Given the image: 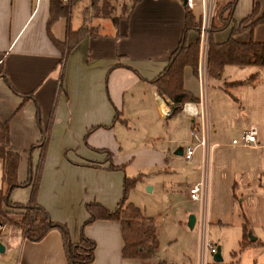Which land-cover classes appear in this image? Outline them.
<instances>
[{
    "label": "crops",
    "instance_id": "0c3cea01",
    "mask_svg": "<svg viewBox=\"0 0 264 264\" xmlns=\"http://www.w3.org/2000/svg\"><path fill=\"white\" fill-rule=\"evenodd\" d=\"M228 1H221L219 9ZM255 2L262 14L264 0H237L234 18L240 21L248 15ZM186 11L184 0H73L71 25L73 29L85 27L87 32L66 56L53 38H66L67 25L62 33L59 20L68 24V18L62 16L48 26L50 0H0V124L9 119L10 148L27 149L42 131L37 115L40 106L41 123L52 139L38 199L55 220L70 226L74 241L80 240L82 224L89 216L87 201L97 199L113 208L123 194L126 176L142 174L136 183L142 186L147 185L149 172L169 170L171 144L178 141L172 122L179 119L175 118L188 116L191 134L194 127L200 131L206 128L210 141L207 167L216 148V161L230 162L243 174H261L264 65H226L220 76H212L218 78L214 92L208 82V60L200 58L198 72L191 65L185 67L184 85L198 97L190 102H196L199 109L204 104L206 122L200 114L191 115L183 109L175 115L164 112L171 109L170 99L150 80L165 69L178 46ZM229 31L231 25L216 29L213 39L224 41ZM251 36L264 40V22L252 33L246 29L237 37L247 41ZM198 38V31L189 32L190 42ZM29 92L34 96L25 99L23 93ZM150 111L167 120L164 128L149 118L143 122L146 129L142 135L135 134L130 118L138 113L149 117ZM121 114L126 115L122 132L116 125ZM199 115L201 124L196 118ZM252 125L258 128L257 145L233 143ZM185 145L174 152L184 156ZM102 148L110 150L114 163L124 164V168H108L110 160ZM129 167H135L136 172L130 173ZM28 194L13 191L12 196L21 202ZM189 201L198 202L191 197ZM144 213L160 221L147 209ZM2 226L6 233L0 237L5 246L0 250V264H68L59 230L31 241L21 232L12 234L5 218ZM85 233L97 243L95 259L88 264H145L122 254L119 220L96 219L86 226ZM156 256L167 264L166 259Z\"/></svg>",
    "mask_w": 264,
    "mask_h": 264
},
{
    "label": "rangeland",
    "instance_id": "374dc122",
    "mask_svg": "<svg viewBox=\"0 0 264 264\" xmlns=\"http://www.w3.org/2000/svg\"><path fill=\"white\" fill-rule=\"evenodd\" d=\"M63 1L72 9L73 0ZM225 5L221 9L217 7L211 35L214 27L215 30L221 28L220 25L223 23L221 14ZM195 11L197 12V9ZM219 17L220 20L217 22L216 19ZM59 21L60 31L63 33L67 25L66 20L61 19ZM235 21L239 22L234 18L230 24L231 29ZM217 81L218 78L209 77L208 82L211 90ZM124 118L126 115L121 114L117 121L118 131L122 132L124 129L122 120ZM149 118L151 121L157 122L162 128L167 122V120L158 119V115L154 111H150L149 117H143L141 113L135 114L129 120L135 134L142 135L146 129L143 122ZM196 118L201 124L200 115ZM175 119H179V121L174 120L172 122L177 129L178 141L175 140L171 144L173 153L170 154L172 163H169V170L160 173L149 172L146 175L147 185L139 186L136 184L131 188L128 195L129 201L141 207L143 211L147 209L149 214L160 218V221L156 222L160 241L157 254L166 259L167 264L214 263L216 262L215 254L205 248L207 241H213L219 247L222 255V260L219 261L224 264H264V167L258 177L243 174L230 162L220 163V161H216V148L212 150L208 167L201 158L200 147L192 160L185 159L183 155L174 151L178 146L193 141L189 117ZM51 139L49 130L45 135L41 131L35 141L36 143L27 149H17L21 153L20 181H26L30 175V160L35 174H37L32 183L17 186L12 190L11 197L13 200H15L12 196L13 191L15 193L22 191V193H29L28 198L26 201L17 200L27 202L32 195L36 182H38V191H40L42 177L47 168L46 158ZM2 166L3 163L0 160V188H5L6 184L1 178ZM135 170H137L135 167H129L130 173L136 172ZM200 180L204 182L207 180L208 196L202 201L191 202L189 201L191 184ZM261 181L262 185H260ZM154 185V188H148V186ZM22 197L23 195L18 198ZM93 200L97 199L89 201ZM191 215H195L196 218L193 227L189 224ZM3 219H0V234L2 235L5 232L2 226ZM149 262L150 264H162L165 261L155 256Z\"/></svg>",
    "mask_w": 264,
    "mask_h": 264
},
{
    "label": "trees",
    "instance_id": "16d2710c",
    "mask_svg": "<svg viewBox=\"0 0 264 264\" xmlns=\"http://www.w3.org/2000/svg\"><path fill=\"white\" fill-rule=\"evenodd\" d=\"M236 3L237 0H230L224 6L221 14L223 21L220 25L221 28L230 25L234 20L233 12ZM70 13V7L63 0H50L48 26L62 16L68 18L66 38L64 40L53 38L61 46L66 56L87 32L85 27L73 29L69 18ZM261 22H264V12L260 14V6L255 2L248 15L239 22L235 21L227 39L216 41L213 39L212 33L208 52V74L210 76H220L228 64L264 65V40H256L251 36L249 40L244 41L237 37L240 32L246 29H250L252 33L254 27ZM191 30H196L199 33L200 16L198 12L187 7L184 31L178 46L170 55L165 69L150 80L161 94L170 99V115L180 113L186 101L198 100V97L184 85L185 67L191 65L196 72H198L199 67V38L190 42L188 34ZM14 89L18 91L15 87ZM23 95L25 99L34 96L31 92L23 93ZM37 115L42 133L45 135L49 129L43 127L41 123L39 105ZM9 143V119H6L0 124V157L3 160L2 180L6 184L5 188H0V219L6 218L9 221L13 229L12 234L21 232L24 238L39 241L51 230L57 229L62 235L68 264H88L95 259L97 243L85 233L86 226L99 218L119 220L124 241L122 254L125 257L138 258L145 264H150L149 261L156 256L159 249L158 225L153 218L144 213L141 207L128 200L131 188L142 178V174L125 177L123 195L115 207H108L98 200L87 202L86 208L89 216L82 224L80 240L74 241L68 224L53 219L49 210L39 201L38 182L35 183L32 195L27 202L15 201L11 198V192L15 187L32 183L37 173L35 174L30 160L28 179L23 182L19 180L21 153L10 148ZM102 150L108 154V160H110L108 168H124V164L114 163L110 150L105 148ZM162 264H166V262ZM209 264L224 263L217 260Z\"/></svg>",
    "mask_w": 264,
    "mask_h": 264
},
{
    "label": "built area",
    "instance_id": "2783aa9c",
    "mask_svg": "<svg viewBox=\"0 0 264 264\" xmlns=\"http://www.w3.org/2000/svg\"><path fill=\"white\" fill-rule=\"evenodd\" d=\"M224 0H184L186 7L197 12L200 16V30H199V64L200 58L203 61L208 60V52H209V44L211 31L213 28V22L215 20V15L217 13V7L219 3ZM72 5V4H71ZM70 5V6H71ZM201 82L204 83V77L201 72ZM199 103L203 104L201 100ZM184 111L188 112L191 115L200 114L205 119L206 122V114L204 104L201 109L196 106V102L186 101L183 104ZM165 114H170L171 109H165ZM206 127V123H205ZM192 138L193 141L191 143H187L184 147V156L186 159H193L194 155L199 147L203 149V161L207 163L210 154V141L209 136L206 131V128H203L202 131L197 127L192 129ZM233 143L240 145H257L259 143L258 140V128L255 125L250 126L248 129H245L239 137L233 139ZM207 166V164H206ZM205 190H206V182L200 180L194 183L190 188V197L193 200L202 201L205 199ZM3 236L0 234V237ZM206 250H209L211 253L216 254L219 251V247L213 241H207L205 243Z\"/></svg>",
    "mask_w": 264,
    "mask_h": 264
},
{
    "label": "water",
    "instance_id": "95a60500",
    "mask_svg": "<svg viewBox=\"0 0 264 264\" xmlns=\"http://www.w3.org/2000/svg\"><path fill=\"white\" fill-rule=\"evenodd\" d=\"M180 152H182V149L180 150ZM195 221H196L195 215H191V216H190V219H189V224H190L191 227L194 226ZM4 249H5V246H4V244L2 243V241L0 240V250L2 251V250H4ZM214 259H215L216 261H217V260H218V261H219V260H222V255H221L220 249H219V251L214 255Z\"/></svg>",
    "mask_w": 264,
    "mask_h": 264
}]
</instances>
